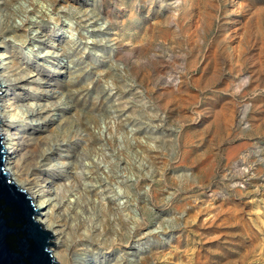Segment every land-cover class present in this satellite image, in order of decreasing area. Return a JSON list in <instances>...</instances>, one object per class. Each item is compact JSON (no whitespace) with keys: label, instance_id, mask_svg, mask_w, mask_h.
Masks as SVG:
<instances>
[{"label":"rangeland","instance_id":"obj_1","mask_svg":"<svg viewBox=\"0 0 264 264\" xmlns=\"http://www.w3.org/2000/svg\"><path fill=\"white\" fill-rule=\"evenodd\" d=\"M11 4L17 22L30 8L28 36L43 40L5 48L28 78L16 95L54 101L67 119L28 147L22 167L52 178L65 199L91 190L86 213L65 212L73 259L264 264V0ZM44 79L57 97L37 88ZM63 140L62 159L88 152L78 182L37 164Z\"/></svg>","mask_w":264,"mask_h":264},{"label":"bare ground","instance_id":"obj_2","mask_svg":"<svg viewBox=\"0 0 264 264\" xmlns=\"http://www.w3.org/2000/svg\"><path fill=\"white\" fill-rule=\"evenodd\" d=\"M11 2L13 0H5L0 4V48H3V50H0V85H3L0 86V92H2L0 93V134L4 137L2 139L7 151L5 168L11 179L21 189L25 190L34 201V205H36L35 207L40 214L37 215L36 219L46 230L57 234L54 239H51L55 246L51 245L50 248L59 264H79L72 256L73 243H71L68 230L72 229L73 224L69 222L71 220L68 218L69 213L66 215L65 212H69L71 208H81V210L83 209L82 213H86L89 203L83 201L81 196L90 194L89 184H85L81 190H77L78 195L71 192V198L65 199L60 193V185L52 178L44 175L43 172L25 171L22 167V161L26 157L28 147L35 142L38 144V138H41V136L44 141H48L53 134L58 132V129H61V123L66 118H63L61 112L58 113L59 104L54 101H44V99H37L36 97L20 98L16 95L17 89L28 88V83L24 82V80L28 81V78L18 76L15 60L5 51V48L14 45L13 43L16 46L28 40L31 43L43 40L40 34L32 37L28 36V31L37 24L28 19L30 8L25 11L24 16L20 17V21L17 22L14 13L11 11ZM52 55L56 54L53 52ZM42 84L37 88H40L43 93H49L51 97L58 96L52 81L44 79ZM30 87L32 88V86H29V89ZM57 120H61L60 124L52 127ZM24 124H29V126L33 124L38 129L44 128V131L48 133L34 137V133H31L28 127L24 128ZM46 141L43 143L46 144ZM68 146L69 143L66 140L56 141L55 145L51 144L50 148L47 149L45 145V148L43 147L45 150L43 149L44 152L39 157L37 164L43 167L57 166L65 168L70 171L73 179L78 182L79 173L78 175L76 173L79 165L83 163L82 158L84 155L87 156L88 152L85 154L75 153L74 157L62 159L60 155H69ZM56 150H62V152L56 153ZM64 151H67V153ZM34 161L36 162V160ZM24 164L26 165V163ZM84 165L86 168L84 171L85 178L89 180L96 179L98 177L95 174L96 172H92L89 165Z\"/></svg>","mask_w":264,"mask_h":264},{"label":"water","instance_id":"obj_3","mask_svg":"<svg viewBox=\"0 0 264 264\" xmlns=\"http://www.w3.org/2000/svg\"><path fill=\"white\" fill-rule=\"evenodd\" d=\"M2 138L0 134V264H59L50 248L54 236L36 219L40 214L32 198L5 168Z\"/></svg>","mask_w":264,"mask_h":264}]
</instances>
